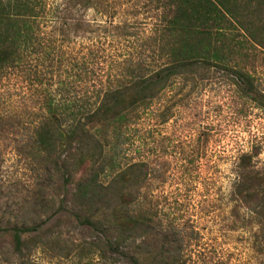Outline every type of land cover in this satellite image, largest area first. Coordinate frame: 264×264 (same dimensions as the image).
<instances>
[{
	"label": "trees",
	"instance_id": "obj_1",
	"mask_svg": "<svg viewBox=\"0 0 264 264\" xmlns=\"http://www.w3.org/2000/svg\"><path fill=\"white\" fill-rule=\"evenodd\" d=\"M233 28L249 48L234 42ZM259 47L264 51V0H0V82L18 90L1 94L0 134L19 135V151L48 172L47 187L52 179L75 185L71 215L100 231L104 252L117 254L119 264H191L176 225L178 203L155 192L150 152L120 158L147 114L170 120L165 94L191 86L199 70L233 73L242 94L264 108L246 69ZM148 136L142 129L138 146ZM198 139L208 140L202 132ZM149 149L159 150L156 143ZM232 157L225 195L214 177L215 200L226 196L230 214L259 232L264 175L251 151ZM195 159L186 164L185 184ZM115 163L112 183L87 178L97 164L104 171ZM51 220H0V264H48Z\"/></svg>",
	"mask_w": 264,
	"mask_h": 264
},
{
	"label": "rangeland",
	"instance_id": "obj_2",
	"mask_svg": "<svg viewBox=\"0 0 264 264\" xmlns=\"http://www.w3.org/2000/svg\"><path fill=\"white\" fill-rule=\"evenodd\" d=\"M233 31L234 42L249 48L250 42L235 28ZM250 51L253 55L246 69L255 76L260 96L264 94V51L260 47ZM192 80L191 86L165 94L172 114L168 122L161 123L155 113L147 114L132 131L133 147L120 158L121 163L129 155L139 157L150 152L155 192L164 191L171 202L178 203L180 212L175 222L193 255L191 264H264L260 204L258 232L257 226L241 215L230 214L226 196L216 202L214 184L215 177L216 185L222 188L220 193L228 192L232 155L243 151L254 154L253 168L264 175V108L244 96L235 75L224 69L199 70ZM15 89L12 83L0 82V101L2 93L4 98L18 96ZM141 128L150 133L146 146H138ZM200 132L208 139L201 145ZM152 143L157 144L158 151L149 149ZM21 144V138L13 132L0 134V220L31 222L52 217L49 228L56 237L50 245L48 264H119L117 254L104 252L100 231L80 224L71 215L76 205L72 197L75 185L67 188L62 181L52 179L47 187L48 172L36 159L19 151ZM192 155L196 158L194 170L185 184L182 175L186 164L190 167ZM217 155L220 158L215 163ZM118 167L115 163L103 171L97 164L87 178L97 185H108ZM94 209L100 211L102 206L95 203Z\"/></svg>",
	"mask_w": 264,
	"mask_h": 264
}]
</instances>
